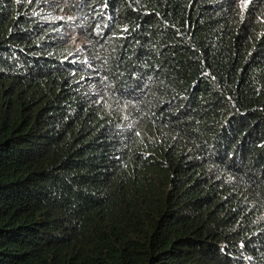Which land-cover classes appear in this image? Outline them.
Wrapping results in <instances>:
<instances>
[{
    "label": "trees",
    "instance_id": "16d2710c",
    "mask_svg": "<svg viewBox=\"0 0 264 264\" xmlns=\"http://www.w3.org/2000/svg\"><path fill=\"white\" fill-rule=\"evenodd\" d=\"M140 1L188 67L124 90L151 110L123 134L99 71L154 60L74 50L0 0V264L264 263V67L227 0Z\"/></svg>",
    "mask_w": 264,
    "mask_h": 264
},
{
    "label": "clouds",
    "instance_id": "9594fccd",
    "mask_svg": "<svg viewBox=\"0 0 264 264\" xmlns=\"http://www.w3.org/2000/svg\"><path fill=\"white\" fill-rule=\"evenodd\" d=\"M26 1L32 5L30 10L36 22L49 29L45 35L50 33L53 40L62 41L74 50L98 51L97 46H102L107 39L105 45L109 46L103 54L114 55L118 63L131 54L147 61L154 60L152 67L144 66L138 68L142 70L117 75L122 83L99 71L104 87L99 91V116L106 127L123 134H126V130H148L150 120L143 113H149L151 106L146 108L149 103L128 99L124 90L137 85H153L161 76H170L171 73L179 75L186 72L188 67L175 57L169 28L152 22L151 17L160 16L161 12L153 11L140 0ZM227 1L230 5L228 12L239 24L235 37L238 47L250 54L248 61L253 66L259 63L264 67V0ZM256 130L260 134L262 126Z\"/></svg>",
    "mask_w": 264,
    "mask_h": 264
}]
</instances>
